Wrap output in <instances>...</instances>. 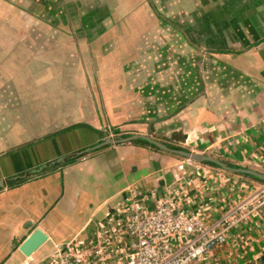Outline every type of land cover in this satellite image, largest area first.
<instances>
[{
    "label": "crops",
    "instance_id": "0c3cea01",
    "mask_svg": "<svg viewBox=\"0 0 264 264\" xmlns=\"http://www.w3.org/2000/svg\"><path fill=\"white\" fill-rule=\"evenodd\" d=\"M2 1L0 264L38 263L87 234L130 184L164 193L187 158L135 139L92 149L107 137L149 135L171 150L264 173V0L99 1L84 51L67 31H58L61 46L26 43L39 31L27 30L20 13H3ZM78 53L92 63L74 62ZM61 156L69 157L49 164ZM199 163L228 178L212 187L213 216L228 190L244 195L260 183ZM194 185L192 196L200 180ZM35 228L47 239L25 256L19 246ZM241 231L213 263L264 264V213Z\"/></svg>",
    "mask_w": 264,
    "mask_h": 264
},
{
    "label": "built area",
    "instance_id": "2783aa9c",
    "mask_svg": "<svg viewBox=\"0 0 264 264\" xmlns=\"http://www.w3.org/2000/svg\"><path fill=\"white\" fill-rule=\"evenodd\" d=\"M194 179L200 185L192 196ZM227 181L221 171L190 158L181 160L164 193L126 186L106 218L35 264H212L227 239L240 242L244 235L236 232L240 226L264 213V182H260L244 195L231 197L228 190L221 198V213L213 216L212 187L220 189ZM196 198L201 199L198 204Z\"/></svg>",
    "mask_w": 264,
    "mask_h": 264
},
{
    "label": "rangeland",
    "instance_id": "374dc122",
    "mask_svg": "<svg viewBox=\"0 0 264 264\" xmlns=\"http://www.w3.org/2000/svg\"><path fill=\"white\" fill-rule=\"evenodd\" d=\"M99 1L103 0H3L6 8L2 12L20 13L24 17L27 30L39 31L37 37L25 39L28 44L61 46L65 38L60 37L58 31H67L69 35L66 40L78 51H84V47L89 46L96 35V10ZM54 32L57 34L54 35ZM90 57L92 58L91 54H74V62L85 63V67L92 63L93 59ZM89 73L91 75L92 71Z\"/></svg>",
    "mask_w": 264,
    "mask_h": 264
},
{
    "label": "water",
    "instance_id": "95a60500",
    "mask_svg": "<svg viewBox=\"0 0 264 264\" xmlns=\"http://www.w3.org/2000/svg\"><path fill=\"white\" fill-rule=\"evenodd\" d=\"M136 138H141L151 144H154L160 148H164L168 151H172L175 152L177 154H180L182 156H185L187 158H190L191 160L194 161H198V162H203V161H209V162H214L216 163L219 167L223 168V169H227V170H232L235 172H240V173H245L248 175H252L255 178L264 180V173H261L259 171L253 170V169H248V168H242V167H237V168H232L229 167L227 165H225L222 161L210 157L208 155L205 154H201V153H195V152H190V151H184V150H171L169 148H167L165 145H163L162 143L150 138L149 135H141V134H136V135H132L130 137L127 138H121V139H111V138H106L105 140H103L101 143L97 144L96 147H98L99 145H104V144H110L113 142H125V141H130L132 139H136ZM93 149V148H92ZM69 156H74V154L69 155ZM69 156H61L56 158L54 161H51L49 164H57V163H62L64 162L65 159H67V157ZM48 164V165H49ZM48 165H43L40 166L37 170H41L44 167H47ZM0 184H2V181L0 180ZM47 239V235L39 228H35L31 234L21 243V245L19 246V250L25 255V256H29L33 251H35L45 240Z\"/></svg>",
    "mask_w": 264,
    "mask_h": 264
},
{
    "label": "trees",
    "instance_id": "16d2710c",
    "mask_svg": "<svg viewBox=\"0 0 264 264\" xmlns=\"http://www.w3.org/2000/svg\"><path fill=\"white\" fill-rule=\"evenodd\" d=\"M120 139V138H119ZM135 141H141V142H144V143H147L145 140H143V139H141V138H136L135 139ZM149 144V143H148ZM97 145V144H96ZM96 145H94L92 148L93 149H95L96 148ZM149 145H151L152 147H154V148H156V149H159L157 146H155L154 144H149ZM74 158H70V159H68V161L69 160H73ZM205 163H209V164H211V165H215V166H217L216 164H214L213 162H207V161H205ZM249 177H252L253 179H255V180H257V181H260V182H264V180H261V179H257V178H255V177H253V176H250L249 175Z\"/></svg>",
    "mask_w": 264,
    "mask_h": 264
}]
</instances>
